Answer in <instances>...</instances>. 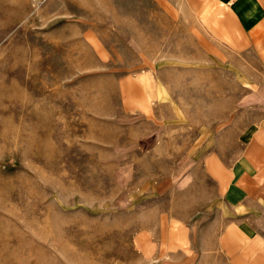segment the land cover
I'll list each match as a JSON object with an SVG mask.
<instances>
[{"label": "rangeland", "instance_id": "1", "mask_svg": "<svg viewBox=\"0 0 264 264\" xmlns=\"http://www.w3.org/2000/svg\"><path fill=\"white\" fill-rule=\"evenodd\" d=\"M162 1L0 0V264H228L201 236L218 95L170 84L194 50Z\"/></svg>", "mask_w": 264, "mask_h": 264}, {"label": "crops", "instance_id": "2", "mask_svg": "<svg viewBox=\"0 0 264 264\" xmlns=\"http://www.w3.org/2000/svg\"><path fill=\"white\" fill-rule=\"evenodd\" d=\"M165 1L170 22L181 18L194 50L171 55L186 64H171L170 84H178L175 75L186 85L196 77L202 92L218 95L201 106L219 110L213 121L209 111L201 119L203 126H219L202 154V173L218 203L201 236L209 237L228 264H264V0ZM148 87L140 81L132 92L145 110L156 109Z\"/></svg>", "mask_w": 264, "mask_h": 264}]
</instances>
